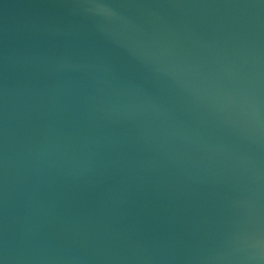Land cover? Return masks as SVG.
Returning <instances> with one entry per match:
<instances>
[{"label": "water", "instance_id": "95a60500", "mask_svg": "<svg viewBox=\"0 0 264 264\" xmlns=\"http://www.w3.org/2000/svg\"><path fill=\"white\" fill-rule=\"evenodd\" d=\"M0 264H264V0H0Z\"/></svg>", "mask_w": 264, "mask_h": 264}, {"label": "clouds", "instance_id": "9594fccd", "mask_svg": "<svg viewBox=\"0 0 264 264\" xmlns=\"http://www.w3.org/2000/svg\"><path fill=\"white\" fill-rule=\"evenodd\" d=\"M96 7H101V6L97 5Z\"/></svg>", "mask_w": 264, "mask_h": 264}]
</instances>
